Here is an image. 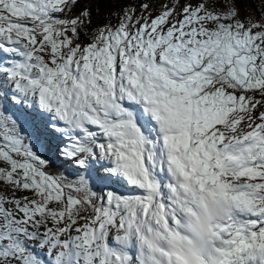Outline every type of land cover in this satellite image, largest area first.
<instances>
[{
  "label": "snow or ice",
  "instance_id": "1",
  "mask_svg": "<svg viewBox=\"0 0 264 264\" xmlns=\"http://www.w3.org/2000/svg\"><path fill=\"white\" fill-rule=\"evenodd\" d=\"M0 264H264V0H0Z\"/></svg>",
  "mask_w": 264,
  "mask_h": 264
},
{
  "label": "trees",
  "instance_id": "2",
  "mask_svg": "<svg viewBox=\"0 0 264 264\" xmlns=\"http://www.w3.org/2000/svg\"><path fill=\"white\" fill-rule=\"evenodd\" d=\"M101 7L103 8V5Z\"/></svg>",
  "mask_w": 264,
  "mask_h": 264
}]
</instances>
